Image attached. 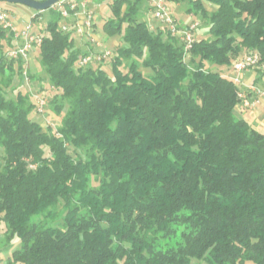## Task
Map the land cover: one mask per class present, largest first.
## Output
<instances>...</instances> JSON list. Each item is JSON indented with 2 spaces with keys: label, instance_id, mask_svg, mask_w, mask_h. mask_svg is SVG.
<instances>
[{
  "label": "trees",
  "instance_id": "trees-1",
  "mask_svg": "<svg viewBox=\"0 0 264 264\" xmlns=\"http://www.w3.org/2000/svg\"><path fill=\"white\" fill-rule=\"evenodd\" d=\"M147 1L108 4L103 30L126 44L111 75L78 66L87 52L48 9L32 53L56 126L13 87L23 62L0 26V225L20 240L0 264H264V135L227 78L243 51L264 65V0H188L207 36L187 56L140 20Z\"/></svg>",
  "mask_w": 264,
  "mask_h": 264
},
{
  "label": "built area",
  "instance_id": "built-area-1",
  "mask_svg": "<svg viewBox=\"0 0 264 264\" xmlns=\"http://www.w3.org/2000/svg\"><path fill=\"white\" fill-rule=\"evenodd\" d=\"M150 6L153 18L166 28L171 37L176 38L182 44L185 56L189 55V51L195 42L194 31L198 26V22H190L183 27L178 25L174 15L166 5V0H150ZM52 8L60 14L59 29L62 32H71L76 37L88 39L97 47L102 46L95 38L94 16L92 11L88 9L86 1L59 0ZM36 16L38 17V12L33 14L30 20L23 23L21 29H18L14 22L10 20L8 12L0 8V26L6 32V37H11L13 42V46L5 52V56L16 62H23L21 75L27 86H30L28 78L30 54L35 48H39L42 42V35L34 30L35 21L33 18ZM116 56V52L114 53L112 50L103 47L99 51L87 52L80 57L78 66L86 67L90 64H103L110 62ZM253 69L263 71L264 65L260 63L258 53L251 50L243 51L233 59L230 65V73L227 78L237 88V98L239 99L237 107L240 110L250 107L258 98L264 96V91L257 90L253 85L246 86L242 80V75ZM49 88L54 89L53 86H49ZM246 89L255 93L253 100H249ZM31 96L35 104V112L45 115L48 90H35L31 93ZM47 125L51 124L47 123ZM30 167L33 168V166Z\"/></svg>",
  "mask_w": 264,
  "mask_h": 264
},
{
  "label": "rangeland",
  "instance_id": "rangeland-1",
  "mask_svg": "<svg viewBox=\"0 0 264 264\" xmlns=\"http://www.w3.org/2000/svg\"><path fill=\"white\" fill-rule=\"evenodd\" d=\"M109 2H111V0H89L88 1V9L92 11L93 16H94V27L96 30L94 35H95V38H97L101 42L102 46L97 47L95 44H92V43H89V45L83 44V42L80 39L76 38L74 40L75 47L85 52L99 51L101 50V48L105 47L106 49L112 50L115 53L118 48L126 46V44L121 39V36H108L103 30V27H102L103 23L112 17L111 12L108 7ZM166 5L169 8L170 12L174 15L176 23L178 25H181L177 17L178 15H184V16L186 15V9L188 7V0H179V1L166 0ZM0 6H2L3 8H8V10L12 9L13 13L17 12L18 10L20 11L29 10V11H33L34 13H37V11L30 9L24 5H20V4H10L6 2H0ZM207 9L210 10V6L207 5ZM4 10H7V9H4ZM47 17H48V10L42 11L39 16V19L37 20L38 21L37 24L34 23V28L39 30L40 28L44 27ZM139 18L140 20H143V19L146 20L147 23L149 24L150 29H153V28L155 29L156 27H159V29H161L162 27V25L159 22H157L152 16L150 0L147 2H143L141 6V17L139 16ZM190 18H192L190 20L191 23L198 22V26L196 30L194 31L195 40L198 38H205L207 36L205 32L206 27H207L206 22L201 17L190 16ZM125 63L126 62L124 61V65L122 67L123 71H126ZM28 67H29L28 78H29V75L33 76V78L31 79L29 78L30 86L26 85L22 75H21L22 77H20V75H16V77L14 78V83H13L14 88L23 89V87L26 85V87L28 88V91L30 90L29 93H32L35 90L43 91V89H46L48 90L49 97L50 96L52 97L55 93L57 94V90L55 89V87L54 89H50L49 85L46 83L45 73L40 69V66L38 64V55L36 52L30 54V60L28 63ZM102 67L107 71L109 75H111L110 62L103 63ZM141 70L146 71L144 69H141ZM253 70L259 71L258 69H253ZM10 94H14V91H11ZM64 112H65V109L63 110L62 114ZM31 118L33 121H37L41 123L42 125H45V124L47 125V123H50L56 126V125H59V122H60V117H56L52 113V111H50V109H47L45 115H40L36 113L35 111H33L31 113ZM1 229L2 227L0 225V258L6 259L7 257L11 255V253L14 250L20 247V240L17 237H14L10 239V241H5L3 239Z\"/></svg>",
  "mask_w": 264,
  "mask_h": 264
},
{
  "label": "crops",
  "instance_id": "crops-1",
  "mask_svg": "<svg viewBox=\"0 0 264 264\" xmlns=\"http://www.w3.org/2000/svg\"><path fill=\"white\" fill-rule=\"evenodd\" d=\"M71 1H75V2L86 1V5L88 7L89 0H71ZM0 8H3V7L0 6ZM3 9H7L6 11L9 14L10 20L14 22V24L16 25L18 29H21L23 26V23L30 20L32 15L35 14L33 11H29V10L20 11L17 9L18 11L13 13L12 9L11 10H8V8H3ZM39 16L37 17L38 19H39ZM190 16L191 15H188V14H186L185 16L178 15L177 19L181 24L180 26H186L188 23H190L191 22L190 20L192 19L190 18ZM37 20L35 21L36 24L38 22ZM34 30L37 32V29L34 28ZM94 32H96V30ZM77 38L80 39L83 42V44L89 45V43H91L86 38H79V37ZM222 70L223 72H225L224 68ZM242 80L246 86L253 85L254 88H256L257 90L264 91V71L253 70V71L245 72L242 75ZM247 95L250 101L255 98V93L253 91L247 90ZM234 112L238 117L243 118L245 121H247L256 131L264 135V96L258 98L257 101L253 105L245 109L240 110L238 107H235ZM1 233H2V229H1Z\"/></svg>",
  "mask_w": 264,
  "mask_h": 264
},
{
  "label": "water",
  "instance_id": "water-1",
  "mask_svg": "<svg viewBox=\"0 0 264 264\" xmlns=\"http://www.w3.org/2000/svg\"><path fill=\"white\" fill-rule=\"evenodd\" d=\"M58 1L59 0H44V1H37V0H0V2L24 5V6L30 8V9H33L37 12H42V11L48 10Z\"/></svg>",
  "mask_w": 264,
  "mask_h": 264
}]
</instances>
